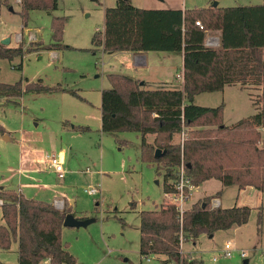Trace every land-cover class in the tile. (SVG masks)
<instances>
[{"label": "rangeland", "instance_id": "obj_1", "mask_svg": "<svg viewBox=\"0 0 264 264\" xmlns=\"http://www.w3.org/2000/svg\"><path fill=\"white\" fill-rule=\"evenodd\" d=\"M115 1L57 0L55 10H31L24 23L20 0H0V37L9 38L5 46L24 50L33 47L22 57L0 58V82L21 81L25 85L40 80L44 86L65 89L28 92L11 98L0 96V126L7 133L0 134V190H14L26 198L53 204L61 199L63 206L58 209L69 206L76 218H94L85 227L62 226L61 240L78 264H162L164 255L147 259L139 254L138 224L141 210H152L168 201L163 191V174L141 159L138 133L100 131L101 90L110 87L107 74L127 75L133 71L126 67L127 60L122 55L112 60L91 42L94 32L103 30L104 8L114 6ZM132 1L146 8L171 2L186 8L207 7L214 2L220 7L262 2ZM53 16L66 17L62 47L46 50L42 46L53 42ZM249 90L254 95L258 93L256 89ZM223 98L222 119L226 123L254 113L249 95L233 86L226 88L225 94L201 93L195 102L215 107L223 103ZM51 154L62 157L64 178H58L45 162ZM89 187H95L97 193L88 194L85 190ZM221 188L216 179L195 190L193 187L186 208L204 196H217ZM235 192L234 186L223 188L222 196L218 195L221 204L248 205L252 208L248 222L240 228L216 231L211 237L202 234L182 241L181 252L195 264H264V192L247 190L240 192L238 198ZM226 243L232 249L230 258L223 256ZM17 247L13 242L8 250L0 249V264H18ZM241 251L245 252L244 257L240 256Z\"/></svg>", "mask_w": 264, "mask_h": 264}, {"label": "trees", "instance_id": "obj_2", "mask_svg": "<svg viewBox=\"0 0 264 264\" xmlns=\"http://www.w3.org/2000/svg\"><path fill=\"white\" fill-rule=\"evenodd\" d=\"M20 6L25 23L29 11L55 10L57 0H20ZM65 22L66 17H52L53 42L42 48L62 47ZM208 30H220L217 46L205 44ZM91 42L105 52L183 53L181 89H146L130 76L109 73L110 87L101 90L100 131L138 133L140 157L162 172L163 191L171 188L182 163L193 186L217 179L222 186L234 185L239 190L252 186L264 192V141L259 130L264 127V0L185 9L140 8L131 0H116L114 6L104 9L103 30L95 31ZM32 49L0 43V58L22 57ZM39 82H0V96L65 90ZM226 85L258 91L254 95L249 90L255 112L231 125L223 123L222 104L194 103L197 94L221 91ZM0 134L7 135L2 126ZM156 149L164 151L158 158L154 157ZM0 199V249L8 250L16 242L18 264H78L61 240L64 217L71 213L69 206L58 209L51 202L26 198L10 189L0 190ZM251 210L248 205L211 208L209 197L191 204L181 216L169 204L141 210L139 254L164 255L162 264H195L180 251L182 241L242 226Z\"/></svg>", "mask_w": 264, "mask_h": 264}, {"label": "crops", "instance_id": "obj_3", "mask_svg": "<svg viewBox=\"0 0 264 264\" xmlns=\"http://www.w3.org/2000/svg\"><path fill=\"white\" fill-rule=\"evenodd\" d=\"M131 3L134 6H136V7L146 8L145 6L134 4L132 0H131ZM216 3L218 5V2H216ZM166 8L185 9L186 6H183L182 4H177V3L171 2L168 5H165V6H162V7H158L157 6L155 8H151V9H166ZM207 36H212V37L217 38V44L215 46H217L219 44L220 30H208V31H206L205 44H206V37ZM3 37L4 36L0 37V41H1V39H3ZM99 49L101 50V52L103 54H107L109 57H111L112 60H115V58L117 56H119V55H122L121 58L122 57L126 58V59H123L125 61L127 60V63H126L127 66L126 67L127 68L129 67V69L133 68V71H131V74H127V75L132 77L135 80H139L142 84H144V87L146 89H160V88L181 89V87H182V79H179V78L176 77V74L179 71H181L182 67H183V53L182 52H166V51H146V52L118 51V52H105V51L102 50L101 47H99ZM124 64L125 63L121 62L122 67H124L123 66ZM177 64H179V66ZM177 66L179 68H177ZM177 69H180V70L178 71ZM112 73H117V72H112ZM230 86H233L234 88H237L238 90H240L242 92H245V94L249 95V89L242 88L239 85H226L221 91H215V92H209V93L210 94H214V93L220 92L221 94H225L226 88H228ZM200 94H197L194 97V103L197 104V105H200V106L206 105V104H200V103L195 102L196 97L198 95H200ZM249 98H250V95H249ZM221 104L223 106V112H224V110H225V99L224 98H223V103H221ZM208 107H211V105L208 106ZM254 112H255V108H254ZM237 121H235V122H237ZM235 122L226 123V122L223 121V123L225 125H231V124H233ZM262 129H264V127L259 128L261 136H262L261 138L264 141V136H263V132H262L263 130ZM209 180H211V179H209ZM209 180H206V181L200 183L198 186H194V190L199 188L200 186H202V184H204L205 182H207ZM233 186L234 185H232V186H222V188L218 190V195L222 196L223 188L233 187ZM234 187L236 188L235 194H236L237 198H238L240 192H244V191H247V190H255L257 192H260L259 190L255 189L252 186H248V187H246L245 189H242V190H239L237 188V186H234ZM218 195L217 196H209L210 197V206H211L212 199L213 198H217V199H219V206L218 207H222V208L231 207V205L230 206H222L221 199H220V197ZM198 197H199V199H201L200 196H198ZM204 197H207V196H204ZM241 205L242 204H238L237 202H235V204L233 206H241ZM218 207H216V208H218ZM211 208H212V206H211ZM261 216H262V211H261ZM242 226L234 227V228H231V229L240 228ZM63 227H65V226H63ZM228 230H230V229H228ZM45 262L48 264L47 261H45Z\"/></svg>", "mask_w": 264, "mask_h": 264}, {"label": "built area", "instance_id": "obj_4", "mask_svg": "<svg viewBox=\"0 0 264 264\" xmlns=\"http://www.w3.org/2000/svg\"><path fill=\"white\" fill-rule=\"evenodd\" d=\"M195 24L202 27L199 21H196ZM216 44H217V38L212 36L206 37V45L215 46ZM176 77L183 80V71L182 70L179 71L176 74ZM183 137H184V133L182 132L181 139H183ZM45 160H46L45 162L49 164V166L52 168V170L55 172L58 178L60 179L64 178L65 172L62 166V157L60 155H56V154L47 155ZM170 187L171 188L169 190L164 191V196L168 199L166 204L173 205L181 216L182 213L187 209L185 203L189 200V197L191 195V190L194 187L190 182V179L185 175L184 165L182 163L178 166L177 177L173 182H171ZM85 191L90 195H94L97 193V189L95 187H89ZM0 204H1V200H0ZM54 206L56 208H61L63 206V201L61 199L55 200ZM211 206L212 208L218 207L219 199L213 198L211 201ZM223 256L226 258H230L232 256V249L229 243H226L224 245ZM240 256L244 257L245 252L241 251ZM146 258L149 259L150 256ZM168 264H174V263H168Z\"/></svg>", "mask_w": 264, "mask_h": 264}, {"label": "water", "instance_id": "obj_5", "mask_svg": "<svg viewBox=\"0 0 264 264\" xmlns=\"http://www.w3.org/2000/svg\"><path fill=\"white\" fill-rule=\"evenodd\" d=\"M213 5H217V3L214 2ZM0 43L3 44V45H7V43H9V38L1 39ZM140 84H142V83L140 82ZM6 139H8V138H6ZM163 153H164V151H161L160 149H156L155 153H154V157L158 158ZM94 221H95V219L92 218V217L79 219V218H76L73 214L67 213L65 215V217H64L62 225L65 226V227H85V226L89 225L90 223H92Z\"/></svg>", "mask_w": 264, "mask_h": 264}]
</instances>
